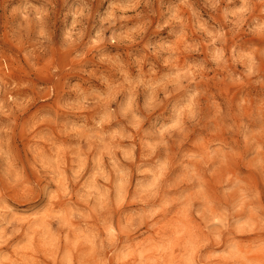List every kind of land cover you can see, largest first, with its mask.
<instances>
[{"label": "clouds", "instance_id": "obj_1", "mask_svg": "<svg viewBox=\"0 0 264 264\" xmlns=\"http://www.w3.org/2000/svg\"><path fill=\"white\" fill-rule=\"evenodd\" d=\"M0 264H264V0H0Z\"/></svg>", "mask_w": 264, "mask_h": 264}]
</instances>
